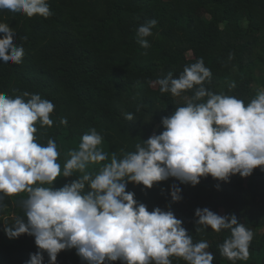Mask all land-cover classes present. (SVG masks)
I'll use <instances>...</instances> for the list:
<instances>
[{
	"label": "trees",
	"instance_id": "1",
	"mask_svg": "<svg viewBox=\"0 0 264 264\" xmlns=\"http://www.w3.org/2000/svg\"><path fill=\"white\" fill-rule=\"evenodd\" d=\"M48 4L52 15L46 19L0 11V23L16 32L14 43L24 48L20 64L0 61V92L38 93L54 104L53 125L37 124L35 135L40 144L56 142L61 169L69 151L78 149L81 136L93 128L103 137L101 148L108 154V160L88 166L93 174L110 162L113 153L120 159L142 140L160 134L162 118L184 106V97H191L193 91L174 97L150 82L166 78L169 72L178 78L186 65L199 58L211 70L204 87L213 93L247 104L264 88V0H48ZM152 19L158 23L153 36L147 37L150 48L144 49L136 29ZM232 83L235 87L230 89ZM128 113L132 121L125 119ZM62 118L67 125L60 124ZM79 175L58 177L54 189ZM173 185L182 190L179 202L171 200ZM126 191L149 211L171 210L194 243L208 242L213 264H232L218 250L230 230L196 232L195 210L206 207L221 216L235 214L254 233L249 259L235 264H264V171L260 168L245 178L233 175L228 182L208 176L191 186L169 178L151 189L128 183ZM27 195H0V264H28L30 254L38 251L33 236L9 239L4 232L16 217L25 218ZM43 255V264H49L47 253ZM170 259L172 264H186L181 258ZM56 264L87 262L70 249L58 253Z\"/></svg>",
	"mask_w": 264,
	"mask_h": 264
},
{
	"label": "clouds",
	"instance_id": "2",
	"mask_svg": "<svg viewBox=\"0 0 264 264\" xmlns=\"http://www.w3.org/2000/svg\"><path fill=\"white\" fill-rule=\"evenodd\" d=\"M3 10L29 18L52 15L48 0H0ZM157 23L152 19L136 29L144 49L150 48L147 37L153 36ZM15 33L0 23V61L5 64L18 65L24 56L23 45L14 43ZM211 76L199 58L186 65L178 78L169 72L166 78L150 82L174 97L189 90L193 94L184 97V106L162 118L160 134L142 140L135 151L120 159L113 153L96 174L87 171L88 166L108 160L96 129L81 136L78 149L69 151L70 158L61 169L56 142L49 139L46 145L40 144L35 135L37 124L42 128L53 125L54 104L38 93L9 96L0 92V195L28 194L23 201L25 218L16 217L4 232L9 239L22 234L34 237L38 251L30 254L28 264H43L45 252L49 264H56L58 253L70 249L87 264L117 260L121 264H172L170 257L186 264H213L208 242L194 243L171 210L156 207L149 211L133 192L126 191L128 183L151 189L175 178L196 186L202 177L228 182L236 174L245 178L256 168L264 171V88L245 104L234 96L207 90L204 84ZM125 119L134 118L128 113ZM67 123L66 118L60 120L62 125ZM74 172L81 175L54 189L58 177H72ZM181 192L172 186V202L182 200ZM195 217L196 232L230 230V236L218 245L222 257L232 264L249 259L254 233L235 214L221 216L205 207L197 208Z\"/></svg>",
	"mask_w": 264,
	"mask_h": 264
},
{
	"label": "rangeland",
	"instance_id": "3",
	"mask_svg": "<svg viewBox=\"0 0 264 264\" xmlns=\"http://www.w3.org/2000/svg\"><path fill=\"white\" fill-rule=\"evenodd\" d=\"M200 13L204 14V12H203V11H200Z\"/></svg>",
	"mask_w": 264,
	"mask_h": 264
}]
</instances>
